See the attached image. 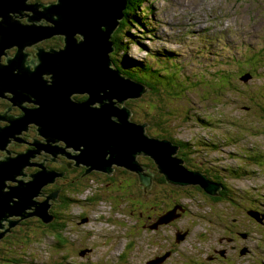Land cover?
I'll list each match as a JSON object with an SVG mask.
<instances>
[{"label":"rangeland","instance_id":"rangeland-1","mask_svg":"<svg viewBox=\"0 0 264 264\" xmlns=\"http://www.w3.org/2000/svg\"><path fill=\"white\" fill-rule=\"evenodd\" d=\"M141 11L144 13L140 16L146 17L144 27L123 34L134 42L126 55L160 69L161 75L154 77L159 70L147 71L146 80L151 79L152 90L145 93L143 102H132L133 107H140L137 111L129 107L132 117L147 122L152 136L164 134L188 142L195 164L217 170L236 192L227 195L230 199L243 205L248 195L238 197V193L246 191L254 203L263 207L264 0H147ZM260 50L263 65L256 59L241 62ZM166 52H172L171 57L166 58ZM232 53L241 60L237 66L257 64L259 70L253 80L239 81V96L222 98L216 105L208 83L216 81L213 73L226 67L225 58ZM123 55L116 53L115 65H119ZM113 69L120 72L118 66ZM231 70L229 74H233ZM103 183L109 181L98 176L73 195L75 200L66 216L68 249L57 251L53 237L41 240L38 230L34 233L37 243L28 249L27 264H143L170 249L175 250L172 264H196L194 254L200 248L196 239H204L218 227L221 206L229 208L227 199L214 207L199 197L189 207V214L196 216L199 205V212L205 216L201 220L192 223L190 216L175 227L148 232L137 223L135 206L131 207L129 202L133 201L127 198V186H123L119 199L108 192L110 186L103 188ZM164 190L159 209L167 208L170 202L171 193ZM131 198L135 199L136 193ZM87 217L90 221L82 223ZM193 226L186 241L177 244L176 228ZM256 238L258 247L251 264L252 260L264 264V230ZM83 249L91 252L82 257L79 253ZM238 261L242 263L244 259Z\"/></svg>","mask_w":264,"mask_h":264},{"label":"water","instance_id":"water-1","mask_svg":"<svg viewBox=\"0 0 264 264\" xmlns=\"http://www.w3.org/2000/svg\"><path fill=\"white\" fill-rule=\"evenodd\" d=\"M31 1L0 0V54L12 43L23 47L50 35L65 36L62 51L53 50L44 53L41 58L48 73L54 74L55 81L51 86L43 87L44 103L39 111L29 115L31 119L39 117L36 123L40 135L46 136L50 142L64 140L68 147L81 149L78 160L89 167L87 173L96 170L111 174L114 166L122 167L139 174L148 190L150 185L146 174L142 173L137 161L138 156L145 155L156 162L168 182L179 186L199 185L209 195H218L219 184L199 172L189 171L182 164L183 161L175 157L179 147L168 139L147 135V122L138 124L132 120L133 113L126 103L129 99L146 93L147 88L114 70L110 56L114 51L112 36L125 17L127 0H56L46 6ZM41 6L43 12L37 15ZM25 9L34 14L25 27L18 23V33H13L9 15ZM43 19L51 24H42ZM76 34L81 35L79 41ZM19 52L23 53V50L19 48ZM11 74L10 66L1 68L0 92L14 85L29 87L27 84H16ZM19 77L22 78V75ZM34 78L35 76L31 77L32 90L35 89ZM251 79V73L240 78L243 82ZM59 87V101L56 104L54 93ZM74 93L86 94L89 99L81 103L72 102L70 97ZM23 123L25 120H17L7 128L0 129V144L8 143ZM50 142L46 144L45 150L58 153L50 147ZM37 148L40 151L44 147L37 145ZM32 157L34 154L28 153L14 157L5 155L0 161V228L3 227V222L10 221L9 218L14 216H20L21 219L36 216L45 224L54 220L50 208L51 202L58 201L57 195L47 196L42 203L35 199L44 196L43 188L64 176V173L45 169L34 174L29 182H20L18 186L9 187L10 191H6L7 181H17L21 169L26 167V163H30ZM33 207H36L34 212L24 214ZM182 213H185L183 206L176 205L160 216L150 229L156 230L161 225L169 224L179 219ZM249 214L258 221H263L257 212L249 211ZM88 221L86 218L81 222ZM16 223L19 221L11 222L10 228ZM10 228L7 232L11 231ZM187 235L188 231H178L175 242H184ZM90 252V249L82 250L80 256L84 257ZM171 255V252H167L144 264H163Z\"/></svg>","mask_w":264,"mask_h":264},{"label":"flooded vegetation","instance_id":"flooded-vegetation-1","mask_svg":"<svg viewBox=\"0 0 264 264\" xmlns=\"http://www.w3.org/2000/svg\"><path fill=\"white\" fill-rule=\"evenodd\" d=\"M54 1L47 2L43 0H32L31 3H38L39 5H49ZM41 6L36 14L40 15L43 11ZM34 14L32 11L22 10L21 12H11L9 17L11 19L13 33H18L16 25L19 23L22 27H25L29 23L30 16ZM16 23V24H15ZM44 25H50L45 19L41 21ZM16 37V36H15ZM76 39H81L79 34H76ZM13 38V37H12ZM65 36L62 34L50 35L48 38H44L35 44L24 45L23 47L16 43L10 44V47L4 49L0 54V70L4 66H10V73L14 77V82L17 84L26 85L12 86L8 89L0 92V129H5L11 125L12 122L17 120H25L22 127L10 137L8 143L0 144V161L5 156L14 157L24 153L34 154V157L30 159V163H26V167L21 169V174L17 176V181L8 180L6 191H10L9 187H16L20 182H29L32 176L42 170L56 171L58 173H64V176H60L56 179L55 183L49 184L43 188L44 196L38 197L36 202L42 203L47 196L57 195L58 201L51 202L50 212L58 217V212H63V208L66 206L65 201L70 199L65 195L66 192L75 195L80 192V189L90 181L94 180V177H102L109 183H103L104 186H116L122 188L123 185L127 186V198L130 189H140L139 198L136 197V203L129 202L131 207L135 206L136 218L139 227L148 232L156 233L161 228L175 227L185 218L190 215L189 207H192L194 200L201 197L205 201L210 202L216 207L218 204H222L225 199L229 203V208L221 206L220 214L217 216L219 225L216 229L208 232L204 235V239L197 238L196 245L200 248L194 254L197 259L196 264H236V260L244 259L239 264H251V258L254 259L255 248L257 249V233L264 230V206L254 203L251 196L246 191L238 193V197L248 195L244 199L242 205L239 201L230 199L227 195H233L236 193L226 182L225 178L221 174L211 167H203L202 165H196L195 160L190 155L189 143L179 140L176 137L169 135H151L149 133V127L147 128V134L151 137H157L160 139H168L179 146L176 156L183 162L182 164L189 171L199 172L205 175L210 181L220 185V192L217 196H211L206 193L199 185L179 186L174 185L167 181L164 174H162L158 168L156 162L149 156L140 155L137 157L139 165L142 168V173L146 174V178L150 185L148 190L145 189L144 184L141 182L140 175L129 171L122 167H113L111 174L93 170L87 173L88 166L78 160L81 154V149H75L74 147H68V143L64 140L58 142H50L46 136L40 135L39 126L35 119L29 118V115L34 111H39L44 103L45 91L44 86H51L54 81V74L48 73L44 68L41 58L44 53H49L53 50L62 51L65 47ZM19 48L23 50V53L19 52ZM20 53V54H18ZM57 65V63H56ZM55 65V66H56ZM43 66V67H41ZM22 75V78L19 75ZM35 76V89H30L31 77ZM27 77V78H26ZM20 80L22 82H20ZM54 85V84H53ZM59 88H56L54 97L56 98V104L59 101ZM145 93L129 99L131 102H143ZM87 95L74 93L71 95L70 100L72 102L81 103L86 100ZM126 103V104H127ZM30 105V106H29ZM35 105V106H34ZM32 106V107H31ZM132 120L138 124L145 123V121H139L132 117ZM174 139V140H173ZM50 142V147L58 153H50L45 150L46 144ZM37 145L44 148L40 151ZM232 178V177H231ZM159 184L163 189H168L171 193L172 207L178 203H181L186 212L182 217L176 221L169 223L168 225L160 226L156 230H151L150 226L153 225L158 217L164 213L159 212V199L155 194ZM58 186V188L56 187ZM15 200V198H14ZM52 201V199H51ZM257 201V200H256ZM148 204H150L148 206ZM72 204H69V208ZM36 207L27 209L24 214L28 215L34 212ZM200 207L198 205V212L196 216H192V223L201 220L205 217L199 212ZM249 211H255L258 213L262 222L258 221L249 214ZM67 214V213H66ZM133 218V217H132ZM10 221L2 223L3 227L0 228V264H23L21 261L17 262L13 255L15 247L19 248L20 255L29 248L28 238L29 235L25 234V239H20V242L15 240V233L17 231L26 230L31 231V224L33 221L40 222L41 220L36 216H29L25 219H21L20 216H14L9 218ZM15 226L10 228L11 222H17ZM41 223V222H40ZM11 231L7 232L8 229ZM193 227H177L176 232L188 230V237L194 230ZM7 232V233H6ZM6 233V234H5ZM5 234V235H4ZM4 235V236H3ZM203 250L206 252L204 253ZM169 252L174 254L175 250L170 249ZM167 252V251H165ZM165 252L157 253L152 258L163 255ZM150 258V259H152ZM148 259V260H150ZM172 259V257L170 258ZM168 259L164 264H172ZM146 260V261H148ZM253 264H257L252 260Z\"/></svg>","mask_w":264,"mask_h":264},{"label":"trees","instance_id":"trees-1","mask_svg":"<svg viewBox=\"0 0 264 264\" xmlns=\"http://www.w3.org/2000/svg\"><path fill=\"white\" fill-rule=\"evenodd\" d=\"M127 1H128V4H127L126 10H125V17L121 21V25L113 33L112 40H111L113 43V49H114L113 53L111 54L112 66H114L115 69H116V66H118L121 73L127 77L134 78L135 80H138V82L141 81L143 84H146V83L151 84V81H150L151 79L146 80L147 71L148 70H154V71L159 70V73L155 74V76H154V77H156L158 75H161V72H160L161 70L154 68L152 65H150L148 63L144 65L143 62H141L137 59L127 57V55H126L127 49H129V46L133 45L134 42H132V40H131L132 38L125 39V37H123V34L128 35L130 33L129 30H131L132 28H139V26L144 27V25H145L144 20L146 17L140 16V14L144 13L141 11V8H142V5L144 3H146L147 0H127ZM17 26H19V25H17ZM261 51H263V50H260L258 52H252L251 55L249 56L250 58L244 57L241 60L243 62H246L247 60L256 59V63L258 61H261L262 65H263ZM117 52H120V53L123 52L124 53L123 59H122V61L119 62V65L114 64V58H116L115 55ZM171 54H172V52H166L165 57L169 58V57H171ZM225 59H226L225 60L226 67L222 68L219 71L214 72L213 77L216 79V81L211 80L208 83L209 89L214 91L211 96L214 97V104H216V105L220 103V100L222 98L224 100H227L232 95H236V96L240 95L239 85H238L239 83H236V82L239 80V78H241L245 74L243 71H245V72L249 71L251 73H256L259 70V66L257 64L246 65L244 67H243V65L240 66L238 64V66H237V63L240 59L236 56L235 53H232L229 56H226ZM229 69H233L230 71L233 74L228 73ZM165 77H167V76H165ZM162 78H163V76H162ZM54 81H55V79H54ZM212 86H214V88H212ZM80 95H83V94H80ZM88 99L89 98L87 96L86 100H83V101H87ZM261 100H262V97L260 96V102L259 103H262ZM132 104L133 103L131 101H129L127 103V105L131 108L132 111L134 109H136V111H137L140 108L139 106L133 107ZM137 115H138V112H137ZM137 117H139V116H137ZM149 127H150V125H149ZM163 131H167V130L165 128H163ZM95 180H96V177H94V180H92V181H95ZM53 183H55V182H53ZM53 183H50V184H53ZM89 183H87V184H89ZM56 187L58 188V186H56ZM102 187L104 188L103 184H102ZM122 188H119L118 185L112 186L110 188V190H108V192L112 191L113 193H115L117 195V197L119 199H122V196H121L122 195ZM139 191H140V189H130V191L128 192V199L133 201V202H134V200L136 201V198L135 199L131 198V196L134 193H136V197L139 198ZM164 191L165 190L163 189L161 184H159L158 188L155 191L156 192L155 194L158 196V199L160 198L161 194ZM65 195L70 200L69 201L66 200L64 202L66 206L63 208V212H58V217L56 219H55V216L53 215L54 221L52 223L45 224L44 222L40 221L41 223L37 222L36 224H33V225L31 224V231H29V232L26 230L17 231L14 235L15 240L17 242H20V239H25V237H26L25 234H28L29 235V238H28L29 247L31 246V244L35 245L37 243V240H36L37 236H35L34 233L39 230V231H41V235H42L41 240H44L46 237L51 236V237H53V241H54L53 247L57 251L67 250L69 240L65 236L67 225H68V222L66 221L67 220L66 216L68 214H66V213L69 210L68 205L73 204V201L75 199L73 198L72 194H70L69 192H66ZM218 195H219V193H218ZM170 207H172L171 196H170V202L167 204V208L164 209L163 207H161L159 209V213L166 211ZM131 211H132L131 212V217H132V216H134V211L133 210H131ZM88 220L90 221L89 218H88ZM33 228L37 229V230H34ZM33 235H34V239L31 241L30 238ZM28 249L26 252L23 253V255H20L21 253L19 252V248L16 246L15 250H14V255H13L14 259L17 262H20V261L22 263L27 262L28 255H29V254H27Z\"/></svg>","mask_w":264,"mask_h":264},{"label":"clouds","instance_id":"clouds-1","mask_svg":"<svg viewBox=\"0 0 264 264\" xmlns=\"http://www.w3.org/2000/svg\"><path fill=\"white\" fill-rule=\"evenodd\" d=\"M110 56H111V55H110ZM111 59H112V58H111ZM112 67H113V66H112ZM120 72H121V71H120ZM121 76H125V75H123V74L121 73ZM125 77H127V76H125ZM127 78H131V77H127ZM131 79H132L133 81L138 82V80H135L134 78H131ZM138 83L143 84L141 81L138 82ZM144 85H145V84H144ZM146 133H147V132H146ZM147 135H148V134H147ZM158 136H160V135H158ZM156 138H157V137H156ZM159 139H160V138H159ZM200 187H201V186H200ZM201 188H202V187H201ZM202 189H203V188H202ZM220 189H221V188H220ZM203 190H204V189H203ZM204 191H205V190H204ZM219 192H220V191H219ZM211 196H212V195H211ZM216 196H217V195H216ZM176 205H182V204H181V203H178V204H176ZM176 205H174L173 207H170L169 209H167V210H166L164 213H162L160 216H162L163 214H165L167 211L173 209ZM182 206H183V205H182ZM183 207H184V206H183ZM178 212L180 213V211H178ZM182 215H183V213H182ZM160 216H159V217H160ZM159 217H158V219H159ZM181 217H182V216H181ZM181 217H180V218H181ZM180 218H179V219H180ZM158 219H157V220H158ZM176 220H178V219H176ZM176 220H174V221H176ZM53 221H54V220H53ZM156 222H157V221H156ZM172 222H173V221H172ZM51 223H52V222H51ZM166 225H168V224H166ZM161 226H163V225H161ZM151 230H152V229H151ZM186 231H188V230H186ZM186 231H183V232H186ZM180 232H181V231H180ZM176 233H177V232H176ZM176 233H175V234H176ZM187 238H188V235H187L186 239H187ZM185 241H186V240H185ZM185 241H184V242H185ZM177 244H182V243H177ZM29 248H30V247H29ZM83 250H84V249H83ZM167 252H169V251H167ZM167 252H165V253H167ZM165 253H164V254H165ZM171 253H172V252H171ZM79 254H80V253H79ZM88 254H89V253H88ZM164 254H163V255H164ZM161 256H162V255H161ZM172 256H173V255H171V257H172ZM157 257H158V256H157ZM171 257H170V258H171ZM155 258H156V257H155ZM170 258H168V259H170ZM152 259H153V258H152ZM168 259H167V260H168ZM150 260H151V259H150ZM167 260H166V261H167ZM148 261H149V260H148ZM146 262H147V261H146ZM146 262H145V263H146ZM164 263H165V262H164ZM164 263H163V264H164ZM23 264H27V262H25V263H23ZM143 264H144V263H143Z\"/></svg>","mask_w":264,"mask_h":264},{"label":"bare ground","instance_id":"bare-ground-1","mask_svg":"<svg viewBox=\"0 0 264 264\" xmlns=\"http://www.w3.org/2000/svg\"><path fill=\"white\" fill-rule=\"evenodd\" d=\"M35 44V43H34ZM30 106V105H29ZM35 106V105H34ZM32 107V106H31ZM130 109V108H129ZM254 152V151H253Z\"/></svg>","mask_w":264,"mask_h":264}]
</instances>
